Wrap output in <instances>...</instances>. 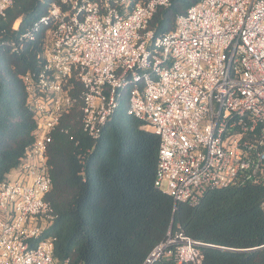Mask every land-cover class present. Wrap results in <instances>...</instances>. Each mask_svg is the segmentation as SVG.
I'll list each match as a JSON object with an SVG mask.
<instances>
[{
    "label": "built area",
    "instance_id": "obj_1",
    "mask_svg": "<svg viewBox=\"0 0 264 264\" xmlns=\"http://www.w3.org/2000/svg\"><path fill=\"white\" fill-rule=\"evenodd\" d=\"M12 1L0 0V17ZM169 4L53 1L5 41L18 53L48 26L40 67L21 77L35 127L13 169L17 176L10 177L11 170L0 182V264H68L53 256L46 231L55 215L45 194L48 145L73 106L83 131L96 139L126 99L127 113L159 138L154 184L174 207L196 205L209 189L261 181L264 0H199L176 17L172 30L155 34L149 22L157 7ZM202 245L179 227L146 260L200 263Z\"/></svg>",
    "mask_w": 264,
    "mask_h": 264
},
{
    "label": "trees",
    "instance_id": "obj_2",
    "mask_svg": "<svg viewBox=\"0 0 264 264\" xmlns=\"http://www.w3.org/2000/svg\"><path fill=\"white\" fill-rule=\"evenodd\" d=\"M53 1L58 0H13L0 17V182L33 140L35 119L21 77L40 67L48 26L18 53L5 41L29 28ZM197 1L170 0L157 7L148 28L169 32ZM143 125L127 113L126 99L96 139L83 131L76 106L62 115L47 149L51 185L45 199L55 217L46 234L54 240V259L143 264L167 233L180 227L204 244L200 263L180 264H264V247L256 248L264 245V169L259 183L209 189L196 205L174 207L173 198L154 184L159 138ZM151 264L175 262L158 258Z\"/></svg>",
    "mask_w": 264,
    "mask_h": 264
},
{
    "label": "rangeland",
    "instance_id": "obj_3",
    "mask_svg": "<svg viewBox=\"0 0 264 264\" xmlns=\"http://www.w3.org/2000/svg\"><path fill=\"white\" fill-rule=\"evenodd\" d=\"M18 24H19V21H16L14 23L15 26H18ZM9 176L10 177H16L17 176V171L16 170L11 171L10 174H9Z\"/></svg>",
    "mask_w": 264,
    "mask_h": 264
},
{
    "label": "water",
    "instance_id": "obj_4",
    "mask_svg": "<svg viewBox=\"0 0 264 264\" xmlns=\"http://www.w3.org/2000/svg\"><path fill=\"white\" fill-rule=\"evenodd\" d=\"M204 245V244H203ZM264 247V245H261V246H258V247H256V248H263ZM221 248H224V247H221ZM143 264H149V263H147V260L143 263Z\"/></svg>",
    "mask_w": 264,
    "mask_h": 264
}]
</instances>
